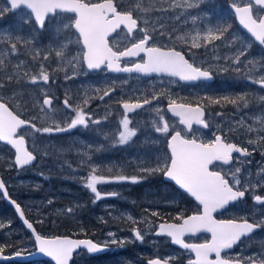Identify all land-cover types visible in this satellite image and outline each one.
Returning <instances> with one entry per match:
<instances>
[{"label":"rangeland","instance_id":"rangeland-1","mask_svg":"<svg viewBox=\"0 0 264 264\" xmlns=\"http://www.w3.org/2000/svg\"><path fill=\"white\" fill-rule=\"evenodd\" d=\"M158 1L151 12L140 11L137 15L147 19L149 25L153 21H162L163 28H173V31L168 28L164 32L168 42L178 44L184 42L180 45L193 56L192 59L199 57L198 62L203 61L200 58L202 53L214 51L215 46L218 50L220 41L217 44H209L206 49L205 46L199 48L191 46V38L197 31L217 23V19L214 18L215 13L212 11L214 9H210V6L206 7L208 3L203 2L200 8L186 9L170 7L172 0ZM176 3H182V0H176ZM125 4L131 6L130 3ZM4 8L9 7L0 0V9ZM192 16L198 17L195 24L192 22ZM30 28L36 26L22 23L21 10L17 13L9 11L0 16V37L5 32H11L30 38ZM31 35L36 36L34 43L30 46H18L19 51L15 56L10 54L3 39H0V54H2L0 59L6 57L7 63V67L0 68V81H4L6 75H13L17 71L21 76L24 71L32 75L38 74L41 63L49 72L50 79L48 83L38 81L32 84L25 76L20 83L11 82L6 98L13 100L12 106L15 108L18 104V108L23 109L22 113H27L29 120L34 124L37 123V128L53 126L54 123L66 127L68 120L74 116V112L63 104L67 98L73 108H82L93 120H99L100 123L93 124L89 121L88 127L77 126L65 132L38 134L31 128L20 130L19 134L25 136L29 151L37 156L36 165L25 170H18L14 164L13 152L8 147L0 145V177L11 196L32 215L36 224L41 227V234L51 236L54 235L53 229L54 232L70 229L74 236H78L84 233L85 228H90L94 231L98 242L110 245L112 248L108 254L110 256L104 259H92L90 255L80 251L75 254L72 264H121L120 262L146 264L145 260L151 257L173 260L182 257L180 251L169 245L167 238L153 235L161 222L151 214L159 210L157 204H174L179 200L180 195L178 196V193L170 189L159 177V175L163 177V173L141 172V168L155 167L158 159L169 155L168 134L155 131L153 121H159V117L154 110L159 108L170 126H174V123L166 116L167 110H163V103L159 101L147 105L139 110L134 118L129 117L131 120L129 127L136 129L137 134L131 141L121 145L118 142V133L122 130L119 122L123 115H120V110L115 107L116 100L122 98V101H128V97L133 96L135 101L150 99L153 95L161 98L166 94L163 88L168 82L135 80V88L126 90L121 84H115L114 88L118 92L104 97L105 83L114 84L116 80L101 77L100 86L97 82H90L91 78L99 80L100 77L99 75L90 77L82 60L73 69L66 62L55 57V52L51 51L55 47L54 38L49 30H37ZM178 36H184L185 39L178 40L176 39ZM200 42L203 45V41ZM223 45H228V42H224ZM79 46H72L74 53L81 51ZM37 51L40 55L33 59ZM49 51H51L49 59L43 60V55ZM21 61L24 62L23 65L20 69H16L15 66ZM61 67L63 70H58ZM14 92L19 93L18 100L14 97ZM190 93L189 90L185 93L179 91L178 98L183 95L181 99H184ZM45 95L51 98V107H44ZM85 101L87 104L84 103ZM41 108L45 111L41 112ZM45 113L52 118L49 119ZM194 136L203 140L202 136L208 139L209 134L196 131ZM234 138L235 136L231 137L233 141ZM241 141L248 144V139L245 137ZM238 159L239 163L247 162L241 161V157ZM93 167L97 168L95 174L112 180L110 183L97 185L98 191L101 192L100 199H96L95 194L85 187L86 178ZM118 175L136 176L140 179L137 183H132L130 180L115 181L114 178ZM113 192L116 195H109ZM0 201L4 202L1 193ZM4 204L7 205L5 202ZM132 223L134 225H130ZM20 225L16 216L13 218L7 210L0 214V246L2 244L13 246L6 254L26 253L35 249L30 234ZM133 229L141 232L142 241L135 238ZM110 233L113 235H109ZM113 239L123 243L113 244L111 243ZM261 241L264 242V234H256L247 243L255 245ZM247 248L249 247L245 249ZM252 256L257 257V252H250L246 257ZM27 264H51V262L45 260Z\"/></svg>","mask_w":264,"mask_h":264},{"label":"snow or ice","instance_id":"snow-or-ice-1","mask_svg":"<svg viewBox=\"0 0 264 264\" xmlns=\"http://www.w3.org/2000/svg\"><path fill=\"white\" fill-rule=\"evenodd\" d=\"M204 0H182V3H176L172 0L170 7H184L186 9L200 8ZM231 7L234 9L236 18L248 33L258 41L260 45H264V0H244L243 5L237 4L235 0ZM118 8L120 10H118ZM21 10L22 23L28 25H36L37 28H30V38L21 34H13L5 32L0 39L9 50L10 54L15 56L18 46H30L34 43L36 36L31 35L37 30H49L54 38L55 47L51 51L55 52V57L62 62H66L73 69L82 60L88 69H99L102 65L115 72H137V73H166L173 77H178L182 81H197L211 79L212 73L209 70L190 63L181 52L174 48L157 46L149 44L154 37L149 32V21L139 15H135L137 11L149 12L151 7H143L140 3L135 6L125 7L123 0H10V8L0 9V16L9 11ZM166 11L167 9H160ZM179 19V17H177ZM193 24L196 23L198 17H191ZM143 23L144 26H141ZM163 27V25H161ZM231 24L226 20L214 25L206 26L202 31H197L192 36L193 48L206 46L215 41L224 40L226 34H230ZM22 31V29L20 30ZM139 31L141 36L128 46L130 38H134V33ZM113 34H115L113 36ZM160 36L164 32H159ZM109 37H112L111 42ZM178 40H184V36L176 37ZM238 37L232 36V42L238 40ZM203 41V45L200 41ZM81 45V51L74 53L72 46ZM51 51L43 55V60H48ZM144 54L141 62L132 63L131 66L121 67L120 61L124 58H133ZM2 55V54H0ZM40 53L37 51L33 55L36 59ZM246 56V52L241 49L232 59L233 64H240L241 57ZM23 61L17 64L16 69H20ZM257 65H260L257 68ZM7 67L6 57L0 59V68ZM245 67L248 68V78L253 83H257L264 87V62L256 60H248ZM56 69H54L55 71ZM58 70H63L61 67ZM227 71V68L222 69ZM241 72V68L233 69ZM254 71H261L258 78H253ZM29 78V83L36 84L38 81L48 83L50 74L45 70L44 64L39 65V73L32 75L24 71L23 76L17 71L13 75H6L4 81H0V141L11 145L14 152V163L23 167L32 163L36 156L29 151L25 144V136L19 134L22 128L28 127L36 132L51 133L65 132L74 129L77 126L88 127L89 121L93 124H99V120H93L92 117L85 113L82 108H73L66 98L63 102L66 108H70L74 112L66 127L54 123L53 126H45L37 128L30 120L20 118L17 111L11 106L13 100L6 98V92L9 90L11 82L20 83L23 77ZM71 78V77H66ZM109 92L105 91L104 96H108ZM14 97L19 99V93L14 92ZM103 99V97H101ZM159 99L153 95L151 99L145 98L142 101H121L124 114L120 120L122 130L118 133V142L123 145L132 140L137 134V130L130 128L131 120L128 113L141 109L144 105L152 103V100ZM213 104H220L221 101L239 105L244 108L249 107V98L247 94H239L236 96H223L219 98H208ZM260 102H264V96H259ZM87 104V101L84 102ZM43 105L51 107L52 100L47 95L43 99ZM19 105L17 104V107ZM44 112V108L40 109ZM159 117V121H153L156 132L169 134L170 125L165 120L161 110H154ZM168 111L173 116L179 118V124L185 126L191 131L193 125H202L204 128L209 127L203 118L204 109L200 106H192L191 104L177 103L174 99H169ZM49 119L52 117L48 116ZM35 119V118H34ZM106 119V117H105ZM257 121L261 124L260 131L264 132V116L257 117ZM246 132H252L251 126L241 125ZM230 131H235L230 129ZM248 144L262 143L264 146V136L260 140L249 139ZM170 155L158 159L155 167H143L141 172L153 174L161 172L166 177L175 181L182 189H185L192 197L202 206V211L197 214L183 217H176L180 223H163L159 225V234H166L171 238L174 244L180 245L182 248L195 253V259L189 260L188 264H264V260H257L249 257L233 259L227 255L222 256V251L232 249L233 246L241 240L242 237L253 233L255 229L264 227V217L258 222H249L247 218H237L228 220H218L214 217V213L220 209H225L227 205L237 202L245 197V193L249 187H258L257 185L244 184L240 177L241 167L237 166L228 173L223 171L210 170V165L214 162H222L227 165L233 161V153L239 156H250L252 153L246 147H241L237 143L230 142L223 135L214 134V139L204 141L197 137L188 138L181 131L171 129L170 140L168 141ZM255 151V149H253ZM87 155V153H85ZM264 155V153H262ZM251 161H249L250 163ZM237 163L239 159L237 157ZM97 168L93 167L86 178L85 187L95 194L96 199L101 198V192L98 191L97 185L101 183H110L111 179H106L101 175L95 174ZM226 176L231 177V183ZM142 178V177H141ZM138 177H127L118 175L115 181L130 180L132 183L138 182ZM264 180V176L261 177ZM5 185L0 180V189H4ZM4 195H7L6 191ZM116 195V193H109ZM254 201L264 204V199L260 195L254 196ZM16 207V211L23 217L20 205L16 201H12ZM71 211V209H69ZM157 215V213H153ZM129 219H132L129 217ZM29 229L32 224L24 221ZM34 231V230H33ZM137 240H143V236L138 229L132 230ZM206 232L211 234V240L205 243L195 244L186 243L182 237L186 234H195ZM109 235H113L110 233ZM35 241L39 246V252L51 257L55 264H69L73 258L74 252L81 246L86 248L88 253H96L102 251L104 247L91 240H74L68 237L45 238L39 234L35 235ZM111 243H123L113 239ZM264 246V245H262ZM5 248L0 247V255L4 253ZM214 254L215 259H210V255ZM20 255V252L15 254ZM148 264H168V261L161 259H150Z\"/></svg>","mask_w":264,"mask_h":264},{"label":"flooded vegetation","instance_id":"flooded-vegetation-1","mask_svg":"<svg viewBox=\"0 0 264 264\" xmlns=\"http://www.w3.org/2000/svg\"><path fill=\"white\" fill-rule=\"evenodd\" d=\"M5 5L9 8L10 6L6 2V0H2ZM208 3L206 5L207 8L214 9V18L217 19V23L221 21H227L231 24L230 34H226L227 38L224 40H220L218 43V50H216V46L214 47V51L202 53L200 58L201 62H198L199 57L196 59H192V55L185 50V48L181 45L183 43H171L165 38V35L160 36L159 32H165L168 28L173 31V28L161 27L162 21H153L151 25H148L149 32L154 37L153 40L149 41V44H155L157 46L168 48H174L176 51L181 52L190 63L195 64L196 66L202 67L203 69L209 70L212 73L213 80L210 82H206L204 80H199L195 83L185 84L181 83L175 77H168V76H140L138 73H114L109 72L108 68L103 65L99 70L94 72H88L90 77L99 75L100 79L97 80L95 78H91L92 83H98L100 86L101 84V77H107L109 79L116 80L114 84L105 83L106 91L109 94H116L118 91L114 88L115 84H121L125 90L129 88H135V80H142L143 82L147 81H154V80H165L168 83L166 87L163 88L165 90V96L152 100L151 104L156 103H163L164 104V111H165V103H169V99H174L177 103H190L196 104L201 106L205 112V119L209 125L206 130H202L197 127H193L191 131H187L185 127L178 124L179 121L177 119L172 118L168 113L166 114L172 122L174 126H170V134L171 129L174 128L175 130H179L182 134L186 135L188 138H193L195 132L199 131L203 134L208 133V139L202 136L204 141H208L214 139V134H220L225 137L230 142L237 143L241 147H246L252 153L250 156H239L238 154H233V161L231 163L225 165L219 162H215L211 167L210 170L213 171H223V173H228L230 170H234L235 167L239 166L242 169V172L239 174L242 182L244 184L250 185H257L259 181L258 187H249V190L245 193V197L237 202L230 203L225 209L221 212H218L214 215V217L218 220H228V219H237V218H247L249 222H258L262 217H264V204H260L254 201L255 195H260L262 199H264V180H261V177L264 176V146L262 143H255V144H246L242 142L241 139L245 137L246 139L252 140H260L261 136H264V132L260 131L261 124L257 121V117L264 116V102H260L256 99L259 96H264V87L257 83H253L252 80L248 78L249 71L248 68L245 67L248 60H256L264 62V45H260L258 41H255L254 37L251 36L247 30L242 29L237 22V18L234 13V9L231 7L233 0H211V1H204ZM237 4L241 6L244 3V0H235ZM118 10H120L118 8ZM12 12V11H11ZM17 12H20L18 10ZM13 12V13H17ZM140 11H137L135 15ZM151 12V11H149ZM151 14V13H150ZM26 26V25H25ZM143 26V25H141ZM37 28V27H36ZM42 31V30H39ZM176 32H178L176 30ZM115 34H113L114 36ZM141 36L139 31L134 33V38H130L128 46L131 43L136 42V40ZM235 36L239 39L235 42H232L231 37ZM112 37H109L111 42ZM219 41H215L214 43L217 44ZM224 42H228V45H223ZM169 44V45H166ZM181 44V45H180ZM207 44L204 49L208 47ZM222 45V47H221ZM221 47V48H220ZM243 49L246 52V56L241 57L240 64H233L231 61L235 57L238 52ZM144 54L141 53L139 57L133 58H124L120 61L121 67L123 66H131L132 63L141 62ZM192 56V57H191ZM227 57V60H226ZM239 67L241 68V72H236L233 69ZM260 65H257L259 68ZM227 68V71H223L222 69ZM264 71V70H261ZM261 71H254L252 73L253 78H258L261 75ZM133 81H130V80ZM133 83V84H131ZM110 84V85H108ZM102 88V86H101ZM157 89H160L157 87ZM191 91L189 96H186L184 99H181L183 95H180L178 98V92H187ZM101 92V89L99 90ZM129 94V93H126ZM239 94H247L249 98V107L244 108L242 104L233 105L226 102L221 101L220 104H213L208 99L209 97L212 98H219L223 96H236ZM105 97V96H104ZM129 102H135L134 96L128 97ZM134 99V100H133ZM151 99V98H150ZM122 99L116 100L115 107L119 109L120 115L124 114V109L120 107ZM150 104H148L149 106ZM147 107V106H145ZM131 112L128 113V116L134 118V116L139 113ZM245 126H251L254 131L246 132L245 128L241 127V124ZM132 126H134V121H132ZM29 129V128H27ZM230 129H234L235 131H230ZM169 134V135H170ZM232 136H235L234 141L231 139ZM169 137V136H168ZM243 145V146H242ZM255 149V151H253ZM237 157H241V161H247L246 163H237ZM244 158V159H243ZM260 162H258V161ZM249 161H251L249 163ZM258 162V163H256ZM231 183V177L226 176ZM173 186L169 184L170 189ZM175 191V190H174ZM176 192V191H175ZM178 193V192H176ZM179 203H185L186 201L189 202L185 197H183L180 193H178ZM192 204V203H190ZM194 208L190 211L188 215H183V217L189 216L191 214H196L201 211L200 207L196 204H193ZM176 211L169 212H179L177 211V206H174ZM180 214L178 215V217ZM166 222H180L176 221V218ZM256 234H264V227L259 228L256 232L251 234L248 237L242 238L232 249L222 252V256L227 252V255L233 259L236 258H244L247 259L249 257L248 254L250 252H257V260H264V242H258L255 245H249L247 242L250 238H252ZM169 241L170 239L167 238ZM184 240L191 243H201L206 242L209 240V235L207 234H199L197 236H186ZM246 247H249L245 249ZM172 248H175L172 246ZM183 255L182 257L173 259H167L169 264H188L189 260L194 257V254L185 249H178ZM248 252V253H247ZM247 253V255H246ZM155 257H151L145 260L147 263L148 260L153 259ZM210 259H215V255L211 254Z\"/></svg>","mask_w":264,"mask_h":264},{"label":"water","instance_id":"water-1","mask_svg":"<svg viewBox=\"0 0 264 264\" xmlns=\"http://www.w3.org/2000/svg\"><path fill=\"white\" fill-rule=\"evenodd\" d=\"M6 2L10 5V0H6ZM237 21H238V19H237ZM238 24H239V26L240 27H242L244 30H245V28L242 26V25H240V23H239V21H238ZM167 50V49H166ZM143 54V53H142ZM182 54V53H181ZM183 55V54H182ZM85 66H86V64H85ZM103 66V65H102ZM101 66V67H102ZM87 67V66H86ZM88 69V68H87ZM100 69V68H99ZM99 69H89V70H99ZM108 71L109 72H114V73H128V72H115V71H113V70H111V69H109L108 68ZM131 73H137V72H131ZM138 74H140V75H142V76H151V75H164V76H170V75H168V74H166V73H148V74H144V73H138ZM170 77H173V76H170ZM180 82H182V83H187V84H191V83H195V82H197V81H199V80H197V81H182V80H180L178 77H176ZM203 80V79H202ZM211 80H213V76L211 77V79H208V80H204V81H211ZM192 106H199V105H196V104H191ZM44 107H49V106H45L44 105ZM201 107V106H200ZM167 110H168V106H167ZM168 113L172 116V117H174V118H177L178 119V121H179V118L178 117H175V116H173V114L170 112V111H168ZM205 116V115H204ZM20 118H22L21 116H20ZM204 118V117H203ZM22 119H24V118H22ZM205 119V118H204ZM26 120V119H25ZM183 126V125H182ZM193 126H198V127H201V128H203V129H205L202 125H193ZM185 127V126H184ZM170 140V136H169V138H168V140H167V143H168V141ZM25 141H26V139H25ZM0 144H3V145H7L10 149H12V151H13V153L15 152V149H13L12 147H11V145H8L6 142H3V141H0ZM25 146H26V148L28 149V147H27V141H26V144H25ZM168 150H169V152H170V149L168 148ZM234 154V153H233ZM14 157V156H13ZM35 161H36V159L32 162V163H30L29 165H26V166H23V167H27V166H30V165H32V164H34L35 163ZM215 163V162H214ZM213 163V164H214ZM219 163H222V162H219ZM15 164V163H14ZM223 164V163H222ZM16 166V168L17 169H21V168H23V167H20V166H17V165H15ZM210 166H212V165H210ZM209 166V167H210ZM0 180H2V178L0 177ZM163 180L164 181H167V182H169V183H171V184H173V186L174 187H176L178 190H180V191H182V192H184L186 195H188L198 206H200V209H201V211H202V206L199 204V202L198 201H196V199L194 198V197H192L191 196V194L190 193H188L185 189H182L179 185H177L176 183H175V181H173V180H171L170 178H168V177H166L164 174H163ZM3 181V180H2ZM4 185H5V183H4ZM5 191H6V193H7V195H4V193H5ZM0 193L3 195V198H4V201H5V203L7 204V205H9L10 207H11V209H12V211L14 212V214H15V216L17 217V219L21 222V224L23 225V227L25 228V230L30 234V236L32 237V239H33V242H34V245H35V249H34V251L32 252V253H29V254H26V255H23V254H21L20 253V255L19 256H16L15 254H13V255H4V254H2V255H0V261H10V260H19V261H23V262H34V261H38V260H43V259H48L49 261H51L52 262V264H55V261L51 258V257H48L46 254H44V253H40L39 252V246H38V244L36 243V241H35V235L36 234H39V235H41L38 231H37V229H36V227L34 226V224L31 222V221H29L27 218H26V216H25V213H24V211H23V209L21 208V206H20V208H21V211L23 212V217H21V215H20V213H18L17 211H16V207H15V205L12 203V201H16V203L17 204H19L18 202H17V200H15L14 198H12L10 195H9V192H8V189H7V186L5 185V188L4 189H0ZM228 206V205H227ZM226 206V207H227ZM223 209H220V210H218L217 212H215L214 214H216V213H218V212H221ZM197 214V213H196ZM213 214V215H214ZM194 215V214H193ZM189 216H191V215H189ZM25 220H27L28 221V223H30V224H32V229H29L28 227H27V224H25ZM182 222V221H181ZM163 223H174V222H161V223H159L158 224V227H157V229L154 231V235H157V236H167L166 234H157L158 232H159V225L160 224H163ZM259 229V228H258ZM258 229H255L254 231H253V233L254 232H256ZM34 230V231H33ZM200 233H205V234H208L209 236H210V239H209V241L211 240V234L210 233H206V232H199V233H195V234H186L185 236H194V235H197V234H200ZM253 233H251V234H253ZM251 234H249L248 236H250ZM41 236H43V235H41ZM57 236H59V237H68V238H71V239H74V240H91V241H93L94 243H97V244H99V245H101V246H106V245H104V244H101V243H98V242H96L95 240H93V239H91V238H88V237H73V236H70V235H55V236H43V237H45V238H55V237H57ZM184 236V237H185ZM184 237H182V239L184 238ZM245 237H247V236H245ZM243 238V237H242ZM239 242V241H238ZM237 242V243H238ZM187 243V242H186ZM236 243V244H237ZM171 244L172 245H174V246H176V247H179V248H182L180 245H177V244H174L173 242H172V240H171ZM196 244V243H195ZM235 244V245H236ZM80 249H82V250H85L86 252H87V250H86V248H84L83 246H81V248ZM80 249H78V250H80ZM109 249V246H106V247H104L103 248V250L102 251H99V252H96V253H89V254H91V255H97V254H100V253H104V252H106L107 250ZM182 249H184V248H182ZM78 250H76V251H78ZM230 250V249H229ZM224 251H227V250H224ZM224 251H222V252H224ZM88 253V252H87ZM74 254H75V252H74ZM74 254H73V256H74ZM193 254H194V259H195V253L193 252ZM153 259H160V258H157V257H155V258H153ZM194 259H192V260H194ZM72 260H73V258H72ZM72 260L69 262V264H71L72 263ZM162 261H164V260H162ZM147 264H148V262H147ZM168 264H169V262H168Z\"/></svg>","mask_w":264,"mask_h":264},{"label":"trees","instance_id":"trees-1","mask_svg":"<svg viewBox=\"0 0 264 264\" xmlns=\"http://www.w3.org/2000/svg\"><path fill=\"white\" fill-rule=\"evenodd\" d=\"M125 3H130L131 6H133V7L135 6V3H140L143 7H149L150 6L151 10H153V8L159 3V1L158 0H136V1L135 0H123L124 6L125 7H129ZM13 109L15 111H17L21 117H23L25 119H30V118H28L27 113L26 114L22 113L23 109L18 108V107H15V108L13 107ZM35 125H36V127H38L37 123H35ZM39 127H41V126L39 125ZM37 133L41 134V132H37ZM47 136L49 137V135H47ZM35 165H33V166H35ZM159 177L162 178L161 175H159ZM171 188H173L176 192L180 193L183 197H185L187 200H189V202L186 201L185 203H180V202L178 203L176 201L174 204H171L170 206L169 205H165V204L163 205V204H157L156 203L158 208H159V210L156 211L157 215H153V213H151V214L153 216H155V218H157L159 222L172 220L173 218L178 217L179 214H180V216H183L185 214L188 215L190 213V211L193 210V208H194L193 201H191L183 193L177 191L173 186H171ZM190 203H192V204H190ZM0 206H1L0 207V214L2 212H5V210H7L8 214L10 216H12L13 218H15L12 210L7 205H5L4 202L0 201ZM174 206H177V208H179V209H177V211H179V212H169V210L170 211H174L175 210ZM23 209L25 211V214H26L27 218L35 224L36 228L39 231H41V227L36 224L35 219L32 217V215H30L29 212L27 210H25V208H23ZM151 211H153V210H151ZM154 213H155V211H154ZM176 221H178V220L176 219ZM130 225H134V224L132 223ZM20 227H22V226L20 225ZM66 227H68V226L66 225ZM83 232L84 233H80L78 236L89 237V238H92V239L96 238L94 231H91L90 228H85V230ZM53 233L56 234V235L57 234H61V235H71V236H73V232H71L70 229H63V230H60V232H54V229H53ZM0 247H4L5 248L4 253H9L12 250V248H13V246L12 245L10 246L9 244H7V245L6 244H2ZM108 254L109 253H105V254H101V255H97V256H90V258H92V259H95V258L96 259H104V258H107V257L110 256ZM129 255H128V257H129ZM120 263L123 264L122 262H120ZM2 264H13V263L5 262V263H2Z\"/></svg>","mask_w":264,"mask_h":264},{"label":"bare ground","instance_id":"bare-ground-1","mask_svg":"<svg viewBox=\"0 0 264 264\" xmlns=\"http://www.w3.org/2000/svg\"><path fill=\"white\" fill-rule=\"evenodd\" d=\"M9 5V4H8ZM10 6V5H9ZM18 10H16V11H12V12H17ZM84 65H85V63H84ZM85 68L87 69V67L85 66ZM88 70V72H94V71H96V70H89V69H87ZM140 76H142V75H140ZM178 103H180V102H178ZM184 104H190V103H184ZM145 106H147V105H144V107ZM167 106L168 105H166V110H167ZM143 107V108H144ZM121 108H122V106H121ZM142 109V108H141ZM141 109H139V110H141ZM168 111V110H167ZM27 147H28V144H27ZM167 149H168V143H167ZM29 150V149H28ZM168 152H169V150H168ZM35 155V154H34ZM169 155H170V152H169ZM36 156V155H35ZM36 161H37V156H36ZM35 161V162H36ZM19 170V169H18ZM3 180V179H2ZM173 185V184H172ZM3 196V195H2ZM4 199V198H3ZM5 202V201H4ZM19 203V202H18ZM19 205L21 206V204L19 203ZM21 208L23 209V207L21 206ZM23 211H24V209H23ZM14 213V212H13ZM24 213H25V211H24ZM191 215H193V214H191ZM25 216H26V214H25ZM17 218V217H16ZM26 218H27V216H26ZM28 219V218H27ZM18 220V219H17ZM29 220V219H28ZM19 221V220H18ZM30 221V220H29ZM20 222V221H19ZM32 222V221H31ZM164 222H166V221H164ZM20 224H21V222H20ZM22 225V224H21ZM23 226V225H22ZM24 228V227H23ZM25 229V228H24ZM26 231V230H25ZM27 232V231H26ZM104 245H106V246H109V249L106 251V252H104V253H100V254H97V255H101V254H105V253H109L110 251H111V246L110 245H107V244H104ZM235 246V245H234ZM233 246V247H234ZM33 251H31V252H20L21 254H23V255H26V254H29V253H32ZM15 253H17V252H15ZM15 253H12V254H6V253H3L4 255H13V254H15ZM97 255H90V256H97ZM45 260H47V261H49L48 259H45ZM149 261V260H148ZM5 262H11V263H24V264H27V263H32V262H23V261H19V260H10V261H0V263H5ZM51 262V261H50ZM52 263V262H51ZM72 264V263H71Z\"/></svg>","mask_w":264,"mask_h":264}]
</instances>
